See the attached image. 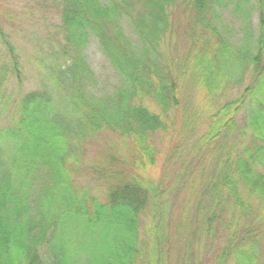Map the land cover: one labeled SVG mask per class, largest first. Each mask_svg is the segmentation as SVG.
Masks as SVG:
<instances>
[{"label": "trees", "instance_id": "obj_1", "mask_svg": "<svg viewBox=\"0 0 264 264\" xmlns=\"http://www.w3.org/2000/svg\"><path fill=\"white\" fill-rule=\"evenodd\" d=\"M50 1L58 18L52 40L36 57L46 52L51 62L38 90L24 95L16 90L26 80L25 67L0 26V264H46L42 247L55 257L52 264H80L84 254L87 264H133L142 213L157 206L162 213L154 209L155 219H163L170 203L112 163L92 168L108 186L104 200L92 195L76 178L87 170L81 167L83 147L114 132L132 139L151 160L154 137L167 130L164 116L174 110L184 114V125H191L187 138L197 143L200 162L189 185L199 183L194 193L199 213L209 208L223 213L231 203L239 219L255 220L264 238V0H256V9L249 0ZM176 6L194 40L178 63L163 52ZM231 8L249 21L254 10L259 15L257 38L246 37L239 47L219 25ZM125 22L134 28L137 44ZM91 37L121 78L104 97L94 93L96 73L83 55ZM181 79L200 83L214 100L206 128L184 110ZM145 99L164 116L152 112ZM239 230L229 236L217 264H225L223 257L226 264L258 263L256 229Z\"/></svg>", "mask_w": 264, "mask_h": 264}, {"label": "rangeland", "instance_id": "obj_2", "mask_svg": "<svg viewBox=\"0 0 264 264\" xmlns=\"http://www.w3.org/2000/svg\"><path fill=\"white\" fill-rule=\"evenodd\" d=\"M249 1L256 9V0ZM235 2L236 0L233 3ZM52 7L50 0H0V26L18 49L25 67L26 80L23 87H15L17 91L21 89L22 95L41 87L42 80L46 77L44 66L47 65L46 63H51L46 52L38 56V59L36 57L43 43L52 40L53 23L58 18L56 9ZM171 20L173 24L163 41V52L167 59L176 60L178 63L189 48L192 50L194 40L191 39L190 34L188 35L189 32L186 33L189 22L182 17L180 7L176 6L172 10ZM219 25L225 37L239 47L244 44L246 37L250 41L254 37L257 38L259 15L254 10L252 20L249 21L239 14L235 15L231 8L223 11ZM251 25L253 27L251 30H245ZM124 26L128 36L137 44L139 39L134 28L128 22H125ZM1 42L0 37V45ZM83 55L96 73L97 81L93 91L97 96L104 97L120 85L121 78L103 53L97 38L91 37L88 40L83 48ZM180 81L184 110L191 116L195 113L193 119L197 122L198 120L200 123L205 122L208 114L214 111L211 105L214 100L207 97L206 89L202 88L200 83L193 86L191 80ZM245 83H249V76ZM15 84L16 82L13 81L10 86L14 88ZM17 96L19 97L18 94ZM144 104L152 112L164 116L153 100L145 99ZM183 118L184 114L180 110H174L164 116L167 130L155 135L151 160L144 157L132 139L114 132L99 134L83 147L84 157L81 167L87 170L82 177L76 176L80 179L78 184L88 187L92 195L104 200L108 186L99 180V176L92 174V168L98 171L101 167L110 164L123 171L125 175L134 176L150 189H154L152 196L161 195L170 203L172 210L164 213L163 219H155L154 209H157L158 215L162 213V209H158L157 206L142 213L138 252L133 264H156V262L159 264L162 259L166 261L164 264H217L222 248L232 237L229 236L234 232L237 233V229L243 231L244 226L256 229L260 238V247L257 254L258 263L255 264H264V238L254 219L247 221L239 219L240 211L233 209L231 203H226V212L223 213H218V208H209L204 213H199L198 202L196 203L194 195L200 190L199 183L197 186L189 184L192 183L194 174L196 175L195 166L200 161L195 156V141H189L187 138L191 134V125L188 124L189 127L184 125ZM207 123V121L203 123L205 128ZM233 143L243 145L240 142ZM158 201L159 199L154 204ZM209 211L213 213V219H210ZM227 219H238V223L234 225ZM40 255L46 264H52L55 260V257L44 247L41 248ZM223 259L226 264L227 259L224 257ZM88 262V254L82 255L79 259L80 264Z\"/></svg>", "mask_w": 264, "mask_h": 264}]
</instances>
